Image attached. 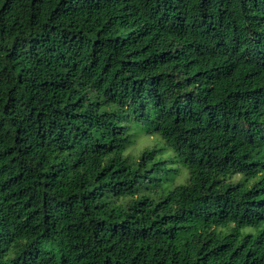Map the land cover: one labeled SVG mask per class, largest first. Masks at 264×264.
Instances as JSON below:
<instances>
[{"label":"trees","instance_id":"trees-1","mask_svg":"<svg viewBox=\"0 0 264 264\" xmlns=\"http://www.w3.org/2000/svg\"><path fill=\"white\" fill-rule=\"evenodd\" d=\"M0 264H264V0H0Z\"/></svg>","mask_w":264,"mask_h":264},{"label":"rangeland","instance_id":"rangeland-1","mask_svg":"<svg viewBox=\"0 0 264 264\" xmlns=\"http://www.w3.org/2000/svg\"><path fill=\"white\" fill-rule=\"evenodd\" d=\"M151 140L147 138H139L136 142V145L133 148V153L138 154L140 151L149 146Z\"/></svg>","mask_w":264,"mask_h":264}]
</instances>
